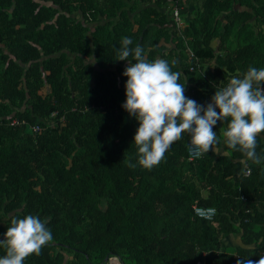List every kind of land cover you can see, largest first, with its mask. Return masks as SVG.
<instances>
[{
  "label": "trees",
  "instance_id": "trees-1",
  "mask_svg": "<svg viewBox=\"0 0 264 264\" xmlns=\"http://www.w3.org/2000/svg\"><path fill=\"white\" fill-rule=\"evenodd\" d=\"M125 36L149 60H175L185 95L206 104L264 67V0H0V234L12 216L46 220L53 238L24 264L258 260L264 166L223 145L226 121L200 159L188 160L185 132L151 169L136 163L138 124L121 107L127 62L116 60ZM194 204L215 208L213 220Z\"/></svg>",
  "mask_w": 264,
  "mask_h": 264
},
{
  "label": "clouds",
  "instance_id": "clouds-1",
  "mask_svg": "<svg viewBox=\"0 0 264 264\" xmlns=\"http://www.w3.org/2000/svg\"><path fill=\"white\" fill-rule=\"evenodd\" d=\"M130 45L132 38L125 36L116 48V60L127 62L122 72L127 79L121 107L138 124L131 144L136 146L140 167L157 165L185 132L198 152L213 150L220 143L214 126L225 121L223 145L264 166V149L257 151L258 139H264L258 135L264 133V67L250 65L201 104L185 95L186 78L180 82L182 73L172 69L175 60L171 64L163 57L149 60L141 44ZM52 238L50 227L39 215L10 217L9 226L0 234V264H24L26 257L39 254ZM237 264H264V255L255 261L239 257Z\"/></svg>",
  "mask_w": 264,
  "mask_h": 264
},
{
  "label": "built area",
  "instance_id": "built-area-1",
  "mask_svg": "<svg viewBox=\"0 0 264 264\" xmlns=\"http://www.w3.org/2000/svg\"><path fill=\"white\" fill-rule=\"evenodd\" d=\"M171 15H172V19L175 23L176 26H180L181 24V19H180V8L178 7H173L172 11H171ZM9 125L10 126H17L20 124L19 120L17 119H10L9 121ZM23 123V122H22ZM41 130L40 127L38 126H32L31 127V131L34 132H39ZM187 154H188V160L189 161H195L197 159L201 158V152H198L193 146H191L190 142L188 141L187 144ZM249 170L245 169L244 171V175H248L249 174ZM192 211L194 213L195 216H197L200 219H203L205 221H211L213 220L215 214H216V210L213 207H202V206H198L196 204L192 205Z\"/></svg>",
  "mask_w": 264,
  "mask_h": 264
},
{
  "label": "crops",
  "instance_id": "crops-1",
  "mask_svg": "<svg viewBox=\"0 0 264 264\" xmlns=\"http://www.w3.org/2000/svg\"><path fill=\"white\" fill-rule=\"evenodd\" d=\"M171 11H172V9H171ZM180 19H181V23L183 22V19H184V16H183V14H182V12H180ZM180 26H181V24H180ZM203 196H206V192H204L203 193ZM225 243L226 244H231V245H240V243H239V236H233V237H228L227 239H226V241H225Z\"/></svg>",
  "mask_w": 264,
  "mask_h": 264
},
{
  "label": "rangeland",
  "instance_id": "rangeland-1",
  "mask_svg": "<svg viewBox=\"0 0 264 264\" xmlns=\"http://www.w3.org/2000/svg\"><path fill=\"white\" fill-rule=\"evenodd\" d=\"M233 249H234L233 245L227 247V250H231L232 251Z\"/></svg>",
  "mask_w": 264,
  "mask_h": 264
},
{
  "label": "water",
  "instance_id": "water-1",
  "mask_svg": "<svg viewBox=\"0 0 264 264\" xmlns=\"http://www.w3.org/2000/svg\"><path fill=\"white\" fill-rule=\"evenodd\" d=\"M107 260V258H105V261Z\"/></svg>",
  "mask_w": 264,
  "mask_h": 264
}]
</instances>
